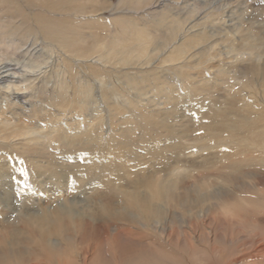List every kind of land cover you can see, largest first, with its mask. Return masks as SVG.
Returning <instances> with one entry per match:
<instances>
[{"label":"bare ground","instance_id":"obj_1","mask_svg":"<svg viewBox=\"0 0 264 264\" xmlns=\"http://www.w3.org/2000/svg\"><path fill=\"white\" fill-rule=\"evenodd\" d=\"M87 1L0 0V10H3L2 13L7 11L9 16L2 21V34L12 39L6 38L8 41L3 44L16 49L20 45L17 42L28 34L36 33L50 42L48 47L53 46L56 49L55 52L49 51L51 56H48L49 62L46 63H42L41 57H45L43 53L41 56L34 52L31 59L22 64L24 70L0 67V114L10 113L13 120L17 119L16 116L34 118L35 108L45 114V121L39 132L15 122L11 123L8 119L2 120L9 130H0V142L10 146L8 149H11L12 153H6L7 158L0 160V186L10 181L11 175H20L23 180L20 183L22 188H25L26 181L30 180L36 193L45 198V203H49L44 208L35 207L34 210H0V264H193L199 258V264H264V171L259 169L241 172L233 167L237 157H245L243 147L252 146L254 143L257 144L258 151L257 156L251 157L253 165L264 167V126H260L263 125L264 114V69L252 70V74L259 79L262 86L260 98H256L254 94L258 91L254 81L250 78L244 79L245 84L241 86L240 91L241 95L245 96L244 102L249 109L245 116L233 120L225 127L227 130L224 129L227 136L232 138L229 140L227 137L228 140L233 143L224 153L227 152L231 156L223 157V153H220L219 157V154L214 152L219 160L215 165H219L217 170L226 173L217 171L222 178L218 175L219 187L211 189L213 192H210L209 196L201 198L203 186H193L195 189L191 190L192 186H188L185 181V184L183 181L176 184L167 180L137 188H126L121 182V169L131 158L139 157V153L144 154L148 149L127 146L118 150V144L113 149L111 146L104 149L105 124L110 116L118 114L119 107L137 104L140 109L143 108V93H129L136 89V83H139L148 71L143 74H140V70L119 73L121 70L112 69V62L121 66L128 65L134 59L140 66L148 64L151 59L145 49L153 43L154 38L148 37L137 42L138 37L131 36L126 39L127 37L113 35L109 37L110 41H107L108 37L101 41L100 44L106 48L104 51L103 46L98 47L99 44L87 45V40H84L80 32L89 25L88 22L78 25L75 21L73 24L64 19L67 13L80 16L85 14L82 10L87 8ZM122 1L132 5V9L149 0ZM93 2L88 1L91 5L95 4ZM87 12L86 10V14ZM45 14L54 16L51 18ZM177 23L178 26L172 23L170 35H166L167 38L156 49L162 53L159 56L165 54V51L167 53L160 64L183 53L181 42L177 43L176 40L183 37L180 35L183 34L184 24L179 21ZM193 23L191 27L198 26ZM123 24L130 25L122 23L119 28H126L125 25L122 27ZM199 26L200 33V29L204 27L202 24ZM88 35L95 39L91 34ZM141 36L144 37L145 34ZM134 41L136 43L133 45ZM123 45L126 47H122ZM78 57L79 61L76 60ZM103 65L109 67L107 71ZM150 68L154 72L153 66L144 70ZM95 69L105 73V79L102 74H95L98 71ZM107 72H113L114 75L109 76ZM167 73L163 75L167 77ZM116 74L121 75L123 81L121 79L117 88L113 89L111 86L112 89L107 91V85H112V81L116 82ZM153 79L154 75L147 81L148 84ZM170 82L163 80L161 84L156 85H159L167 98L170 95L179 97L177 87L180 85L177 81ZM67 107L76 114L90 111L89 120L86 121L85 117L80 116L79 120L74 117L77 121L73 123L61 121L60 117ZM161 111L144 109L142 114H155L158 118L156 113ZM197 119L199 120L198 117ZM261 136L262 141L258 143L257 138ZM218 137L222 141L221 136ZM29 141L38 142L37 145H42L45 151L51 153L47 154V161H40V156L46 155L41 154L42 151L35 156L25 155V146ZM218 144L217 149L221 146ZM131 152L135 155L129 156ZM212 154L211 152V156ZM24 156V165L26 162L31 164L30 171L24 165L22 169L17 168L19 164L15 163V167L13 165ZM154 156V153L150 154L149 159ZM207 156L209 158V154ZM249 159L248 156L246 160ZM242 162L244 161H241V164ZM117 163L121 165V169L116 167ZM11 168L13 170H10ZM139 169V166L136 167L132 173ZM66 172L69 175L64 179L62 177H66ZM39 177L52 180L53 184H43ZM87 185L90 196L78 197V194L86 192L83 187ZM191 191L195 192L194 195ZM170 206L179 208L175 212L168 209ZM217 214L221 216L216 220L214 216L217 217ZM218 227L219 234L216 233ZM236 227L244 232L240 231L239 235L235 236ZM197 228L202 230L196 231ZM247 237L250 238L249 241Z\"/></svg>","mask_w":264,"mask_h":264},{"label":"rangeland","instance_id":"obj_2","mask_svg":"<svg viewBox=\"0 0 264 264\" xmlns=\"http://www.w3.org/2000/svg\"><path fill=\"white\" fill-rule=\"evenodd\" d=\"M93 1L95 4H85L87 8L85 7L86 9H84V11L82 10V12L85 13L82 16L67 13V16L64 18L70 20L73 24L74 21L75 23H78V25L87 21L88 24L91 25L90 27L87 25L84 27L85 29H83V32H80L84 40H87V42H85L87 45L99 44L98 47H104H102V50L106 49L105 46L100 43L103 39L106 40V37H108L107 41H110L109 37L113 35L122 36L124 38L127 37L126 39L131 36H133V38L138 37L136 39L137 42L146 40L148 37L154 38L153 43L151 42L149 47L145 49L146 53L149 52L148 56L149 59H151V63L149 62L148 64H142L140 66L134 61V59H132L128 65L119 66L120 64L117 65L115 62H112L114 63L112 69L121 70L120 72L118 71L119 73H125V71L135 72L140 70V74H143L144 71H148L144 75L143 79L140 80L139 83H136L137 87L134 86L136 89L129 93V95H141L143 93L144 98L142 99H145V103L143 100V104L141 103L143 108L140 109L137 104L119 107L120 111L118 114L110 116V118L106 120L105 124L104 135L106 136L104 137V149L108 146H111L113 149L117 147L116 144L120 145L118 146V150L127 146H141V148L147 147L145 149H148L144 154L139 152L138 154L134 151V153H137L139 157L134 156L135 154L132 152L128 154L129 156H134L135 158H131L123 169L120 168V164H115L118 169H121V182L123 186L126 185V188H137L139 186H144V184L147 186L150 184L165 182L167 180H169V182L172 181V183L175 182L176 184L180 181H183V184H185V181L188 186H192L191 190L195 189L193 186H203V189L200 192L201 198L209 196L210 192H213L210 191L211 189L219 187L218 178L219 176L222 178V175H219V172L221 174L226 173L222 170H217L219 165H217V167L215 165L219 162V160L216 156L219 154L220 157V153H223V157H225L229 154L227 152L224 153L225 150H229L228 148L233 146V143L229 141L232 138L231 136H227L225 131L227 129L225 127H227L228 124L230 125L233 120H239L245 116V113L249 109L244 102L246 99L245 96L241 95V86L245 84L246 79L250 78L254 81L256 90H258L254 93L256 94V98H260L262 94L260 92L262 86L260 85L259 79H256V77L252 74V70L256 68L264 69V0H149L147 3L139 7H135L133 5L135 8L132 9H130L132 5H129L122 0ZM86 10L89 13L87 12L86 14ZM2 11L3 10H0V67L6 66L11 69L17 68L20 70L21 68L24 70L22 64L27 63V61L31 59V54L34 52L40 55L43 53L42 55L46 57H41L43 61L42 63L49 62L48 58L50 57L48 56H51L49 55V51L51 50L55 52L56 49L53 46L48 47L50 42L36 33H31L30 35L28 34L20 42H17L20 43V45H18L16 49L3 44L8 41L6 38L9 40L12 39L2 34L4 31L2 28L4 25L2 24V21L4 22L9 18L7 11H4L3 13ZM45 15L48 17L51 16L49 14ZM53 16H51V18H53ZM177 21L184 24L183 34L180 35L183 37L176 40L177 43L181 42V46L184 48L182 51L183 53L176 57L177 59L172 58L170 59L171 61L161 63L163 65L162 66L160 62L164 57L166 58L165 55H167V53L165 51V54L159 56L162 53L160 50L156 49L160 44H162L163 40L167 38L166 35H170L172 23L173 25L178 26ZM91 22L94 23L92 24ZM193 22L197 23L198 26L202 24L204 27L200 29V33L198 32L200 26L191 27ZM122 23H129L130 25L123 24L122 27L125 25L126 28H119V25ZM107 24L112 25L108 26ZM110 27L113 29L111 30ZM127 30L129 31V34ZM88 34H91L92 37L94 36L95 39L88 37ZM143 34H145L144 37L141 36ZM195 34L198 35L196 36ZM132 43L134 45L136 41ZM190 43L194 44L192 45ZM122 47L125 48L126 46L123 45ZM29 56L30 58H28ZM22 58L24 59L21 60ZM25 58L28 59L25 60ZM76 60L79 61L80 58L78 57ZM175 65L179 67L177 68ZM103 66H105L107 71L109 67L107 65ZM151 66L154 67V72L151 68V70H144V68ZM96 70L98 69H95V71ZM164 72H168L167 74L169 76L167 75V77H165L166 75H163L165 74ZM97 73L98 75L102 74V77L104 76L103 74H105L102 73L100 69L96 71L95 74ZM250 73L251 75L249 76ZM107 74L109 76L114 75L113 72H107ZM153 75V81L148 84L147 81L150 80ZM121 79L123 81V77L121 75H117L116 82L112 81V85L110 83L107 85V91L112 89V87L113 89L117 88L121 84ZM163 80L169 82L171 81L170 83L177 81V84L180 85L177 87V90H179V97H172L170 95L167 98L165 96L166 94L160 89L159 85H156V83L161 84ZM46 89H48V87ZM144 109L145 111H150L152 109L162 111L156 113V115L159 116L156 118L155 114L153 116L142 114ZM74 112L75 111L67 107L62 117H60V120H66L69 124L77 121L74 117H78L77 119L79 120L80 116L81 118L83 116L85 117V120L88 121L90 118L88 116L91 115L90 111H84L83 113L78 112L77 114ZM44 115V112H40L38 108H35V117L32 119H27L26 117L18 118L16 116L17 119L13 120L10 113H2L0 114V130L3 128L4 131L9 130V127L3 125L4 123L2 121L3 119H8L11 123L15 122V124L25 126L29 129H35L39 132L41 131L42 125L45 121ZM263 117L264 114H262L263 125H260L262 128L264 126ZM161 120L164 122L162 123ZM223 122H225V124ZM13 127L14 126H12L11 129H13ZM256 128L258 129V126ZM219 135L221 136L222 141L218 139ZM227 137L230 139L228 140ZM257 141L260 143L262 141V136L257 138ZM38 142H40V140ZM120 142L124 144H121ZM37 143L29 141V143L25 146V155L35 156L42 151L41 154L46 153V155H41L39 159L41 162H45L48 160L51 153L45 151V148H42V145H37ZM127 143L130 144L128 145ZM7 144H9V142H7ZM217 144L221 145L218 146L219 149L216 147ZM8 148L11 147L0 142V160L6 159V153H10L12 151ZM243 149L245 151V157H237L239 161H234L233 167L239 169L238 171L241 170V172H250L259 169L264 171V167L258 168L253 165L254 161L252 158L253 156H257V144L254 143L252 146L246 145ZM32 152L33 154H31ZM211 152L213 153L212 156ZM152 153H154L155 156L149 159L150 154ZM208 154L209 158L207 156ZM230 156L231 154L228 155V158ZM248 156L250 159L247 161L246 158ZM25 161L26 158L24 156L21 160H16L13 165L15 167L16 164H19L20 166L17 168L20 169L26 166V169L30 171L31 164L26 162L24 165ZM241 161L244 162L241 164ZM138 166L141 169L133 172V174L132 170ZM10 170L13 169L11 168ZM214 171L216 172V175ZM68 175L69 174L66 172V177L63 176L62 178L65 179ZM20 177V175L17 177L11 175L9 177L10 181L3 183L0 186V210H7L8 212H10V210H34L35 207L40 209L49 204L45 203V198L42 195L37 194L36 190L32 188L34 185L30 183V180H27L26 187L22 188L20 183L23 182V180ZM38 179L43 180L42 177H39ZM238 181L240 182V180ZM46 182L53 184V181H50L49 179L43 180V184ZM83 188L86 192L78 194L77 196H81L82 198L85 196L89 197L91 194L89 186L87 185ZM61 189L66 192L65 189ZM194 191H191V193L193 192V195L195 193ZM34 195L39 197L35 198L33 197ZM177 208L179 207L170 206L168 209L176 212ZM220 216L221 215L217 214V217L214 216V218L217 220ZM198 230L201 231L202 229L197 228L196 231ZM218 230L219 227L216 230L217 234H219ZM234 231L235 236H238L240 231L241 233L244 232L243 229L239 230V227L234 228ZM249 240L250 238L247 237V241ZM195 258L197 259V257ZM200 261L201 259L199 258L194 261L193 264H199Z\"/></svg>","mask_w":264,"mask_h":264}]
</instances>
